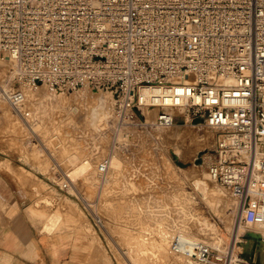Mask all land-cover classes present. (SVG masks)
<instances>
[{"label":"built area","instance_id":"built-area-1","mask_svg":"<svg viewBox=\"0 0 264 264\" xmlns=\"http://www.w3.org/2000/svg\"><path fill=\"white\" fill-rule=\"evenodd\" d=\"M0 63L12 110L42 87L106 89L119 125L210 129L200 165L240 221L264 226V0H0ZM161 237L197 264L247 261L232 246Z\"/></svg>","mask_w":264,"mask_h":264},{"label":"rangeland","instance_id":"rangeland-1","mask_svg":"<svg viewBox=\"0 0 264 264\" xmlns=\"http://www.w3.org/2000/svg\"><path fill=\"white\" fill-rule=\"evenodd\" d=\"M2 68L0 63V75L3 74ZM40 90L41 94L37 99H29L31 102L26 105L25 119L21 118L15 110H10L7 107L0 92V168H5L21 183L28 185L29 202L27 204H35V206H29L28 209L35 217L45 220L35 213V210L39 212L40 209H44L41 213L47 214L58 211L68 221V218H72L71 222H85L88 235L85 245L88 248V241H93L95 246L92 251V262L97 259L96 261L102 264H125L119 250L127 251L125 246L128 243H130L128 250L132 252V255L134 254V257H136L135 255L141 257L138 260L141 264H153L154 261H157L156 264H169L166 260V249L165 255L159 256L157 253L155 255L157 258L154 260L150 257L156 252L154 243L158 241L155 237H151L148 242H142L140 239L142 235L139 236L136 233L135 241L123 240L125 234L138 227H144L145 222L147 224L152 223L151 226H148L150 230H153L156 224H161L163 228L175 231V221H177L203 241L217 245L221 243L222 246L219 245L220 247L227 246L237 226L235 224L237 208L230 194L221 188L217 182L210 179L205 169L200 165V155L210 148L212 143L208 142V137L198 142L190 135L191 128L189 126L174 125L172 128L159 130L164 133L166 137L164 139L167 142L158 140L156 136L158 130L152 131L150 129L151 133H148L154 138L149 136V140L143 141L142 130L132 126H123V128L125 127L124 130L133 131V139L135 140L133 144L138 150L145 147L157 152L158 147H160L159 151L161 152L158 158L160 165L157 169L152 168L149 172V170L144 169L135 170L132 165H129V169L126 171L123 167L129 162L124 160L120 162L119 159L121 152L131 153L130 143L127 141L128 143H125L124 146L123 143H117L112 136L101 146L104 138L100 128L92 127L77 113H70L71 118L68 117L64 121V125L68 126L69 133H61L57 138L50 136V132L53 131L56 123L55 115L59 111L52 109L51 99L46 94L48 90L45 87L40 88ZM66 93H71V91ZM27 94L29 95V92ZM67 104L69 102L63 104L61 112L63 108H68ZM117 119L115 117V122L113 121L112 126L110 125L113 127L112 129H117L114 131L115 137L119 130L116 126L119 123ZM19 121L25 128L21 129V132ZM74 122H78V126L70 125ZM108 130H111L109 126ZM202 130L205 131L204 129L199 131ZM111 131L113 132V130ZM204 133V135L208 134ZM97 135L98 139L95 138ZM15 136H27L30 141L32 139L35 141V144L29 146L27 152L33 164L37 161V163L45 164L46 167L42 170L47 171L51 165L53 168L51 170L54 172H63V176L60 175L56 178L54 188L57 191H53V187H48L44 182L45 179L35 176L31 170L17 168L16 163L9 160L11 155L7 150L14 148V143L12 144L10 140H13L12 138ZM10 137L12 138L7 140ZM52 144L55 150H52ZM145 144L151 146H145ZM95 146L100 147L98 152H96ZM80 148L88 150L85 153V159L83 156V159H79ZM174 150L177 152H173ZM45 153H47L48 159L45 158ZM62 155H66L69 162ZM91 156L94 160H91ZM130 156L131 154L127 158ZM113 157H116L117 160L112 161ZM105 159L111 160L110 165L117 166H110L108 172L95 174L96 164ZM80 161H86L88 167L86 164L79 167ZM152 164L155 165V163ZM140 174H143L141 175L143 177ZM53 179L50 180L53 181ZM88 181L93 184V193L86 195L83 188L84 183ZM218 187L219 189L214 190ZM182 188L185 190L183 197H181ZM79 196H87L85 198L88 199L89 204L86 205V201H82V197ZM98 216L101 217L100 220L97 219ZM75 218L77 219L75 220ZM203 223H207L209 230L202 229L201 224ZM240 224L242 226L239 228L240 232H237L235 239L237 245V241L242 238L243 231L253 227L244 224L242 221ZM64 227L61 226L56 230ZM66 227L75 228L76 226L68 225ZM216 234L218 235L216 236ZM141 243L142 245L148 244L143 245V247L138 246ZM238 249L243 251L242 245H239ZM130 251L129 253H131ZM260 252L262 253L261 250ZM161 260H163L162 263H158Z\"/></svg>","mask_w":264,"mask_h":264},{"label":"crops","instance_id":"crops-1","mask_svg":"<svg viewBox=\"0 0 264 264\" xmlns=\"http://www.w3.org/2000/svg\"><path fill=\"white\" fill-rule=\"evenodd\" d=\"M77 118L79 119V117ZM77 123H70V125L78 126ZM20 124L21 128L19 130L21 132V129L24 127L22 123ZM98 135L95 138L98 139ZM11 138L12 137L7 140ZM12 139L13 140L10 141H12V144L14 143V148L7 150L11 155L9 160L14 161L17 168L31 170L35 176L45 179L44 182L48 187L54 188L56 185V178L60 175L63 176V172H54V170H51L53 169L51 165L48 167V170L45 171L42 170L46 167L45 164L37 163V161L33 164L30 161L27 152L29 146L35 144V141H32L33 139L30 141L27 136H15ZM95 148L96 152H98V148L100 147ZM52 150H55L54 145L52 146ZM44 156L47 158V153H45ZM62 156L69 162L66 155ZM53 160L56 162L55 159ZM91 160H94L92 156ZM85 164V162L80 161L78 166L82 167ZM94 173L97 175L99 174L98 169L96 170V166ZM51 178H54L53 181L50 180ZM182 190L181 197L185 195V190L183 188ZM53 191L57 190L54 188ZM28 192L29 188L27 184L21 183L14 175L8 173L5 168H0V264H102L96 261L97 259L95 260L96 262H92V245L89 249L85 245L88 240V235L86 233L87 225L85 222H71V220H73L72 218H68V221L67 218L62 216V219L56 224L54 230L61 226H65L64 228L49 232L41 231L44 220L35 217L28 209L31 205L35 206V204H27L29 202ZM76 219L77 218H75V220ZM68 225L76 227L67 228L66 226ZM151 225L152 223L147 224L145 228L138 227L132 230L124 235L123 240L130 242L135 241L136 233L139 236H143V231L149 230L147 226ZM244 241L245 239L242 238L241 245ZM94 246L95 244H93V247ZM249 251V253H244L242 251L245 258H247V261L242 264H264V257L260 251L250 249ZM251 256L255 259L254 263L250 262Z\"/></svg>","mask_w":264,"mask_h":264},{"label":"bare ground","instance_id":"bare-ground-1","mask_svg":"<svg viewBox=\"0 0 264 264\" xmlns=\"http://www.w3.org/2000/svg\"><path fill=\"white\" fill-rule=\"evenodd\" d=\"M1 72L3 74L0 75L2 77V78L0 77V88H1L0 92L2 93L1 96L5 97L7 91L10 89V85L8 83V80H7V75H5L6 73L4 71V68H2ZM40 94H41V90L40 89H38L37 91H30L29 95H28L27 105L31 102V101H29V99L32 98L33 100H35V99H37L39 97ZM46 94L51 99L52 109H56L57 111H59L55 115L56 123H55V125L53 127V131L50 132V134H51L50 136H53L54 138H57V136H59V134H61V133H65V134L69 133L68 130H67L68 126L64 125V121L68 117L71 118L70 113L71 114L77 113L78 116H81L86 122L90 123L92 125V127L94 126L95 128H100L102 136L104 138L103 141L101 142V146H103L105 144V142L107 140H109L110 137H112V136H113V139L115 138V141L117 143H123V145L125 143H128V142L130 143L129 149L131 150V153H130L131 156L129 158H127L130 154L127 153V152L126 153L121 152V155H120L121 158L119 159L120 162H122L123 160L129 162L128 165H125L123 167V168H125V170L129 169V167H128L129 165H132V168L134 167L135 170H137V169L138 170L139 169L143 170L144 169V170H147V171L149 170V172H150V170L152 168L153 169H157L159 167L160 164L158 162V158H159V155L161 153L159 151L160 147H158L159 149H157L158 150L157 152H154V150L151 149V148H145V147L142 148L141 150H138L135 147V144H133V142L135 141L133 139L134 138L133 131L124 130L125 127L123 128L122 125H119L120 122H119L118 119L117 120H118L119 123H117L116 126H117V128H119V130H118L117 135L115 137L114 131L117 130V129L114 130V129H112L113 127H111L112 126L111 124H113V121L115 122V115L113 114L112 101H111L110 93L108 92V90L104 89V90H97V91H72L71 93H66V92H63V91H55V92L48 91ZM66 102H69V104L66 105L68 108H63L62 112H61V108H62L63 104L66 103ZM59 106H61V107H59ZM7 107H9L8 104H7ZM9 108L11 110V107H9ZM15 111L18 113V115L21 118L25 119L26 103H25L24 106H21V108L15 109ZM147 117H148L147 118L148 122H152L153 121L152 120V118H153L152 115L149 114V115H147ZM108 126L111 128V130H113V132L111 130H108ZM189 127L191 128V131H190L191 134L190 135L193 136L192 138L194 140L200 142L203 139L208 137V142L209 143L212 142L213 133H212V131L210 129H207V128L203 127V126L202 127L201 126H189ZM169 128H172V127H169ZM169 128L154 129L156 131L158 130V133L156 134V136L158 137V140L160 139V140H163L164 142H167V140L164 139V138H166L164 133H162L159 130H166V129H169ZM198 128L204 129L205 130L204 132H206L208 134L204 135L205 133L203 132V130L199 131L201 129H198ZM121 130H122V133H120ZM150 130H153V129H150ZM150 130L147 128V129H144V130L141 131V134H142L141 136H143V141L145 139L149 140L150 137L154 138V137L150 136L151 134L149 135V133H151ZM125 131H127L128 133L127 132L125 133ZM153 134H154V132H153ZM188 134H189V132H188ZM124 136H126V137H124ZM169 141H170V139H169ZM146 145L147 144H145V146ZM148 145H150V144H148ZM79 150H80L79 159L80 160L83 159L82 156L85 159V153L88 150H86L85 148H80ZM173 152H177V151L174 150ZM109 157H111V156H109ZM116 160H117L116 157L112 158V161H116ZM84 162H86V161H84ZM100 162H104L105 163V171L100 172L98 170V172L99 173L108 172V170H109V168L111 166L110 165L111 160L110 159H105V160H102ZM100 162L96 164V170L98 169V166H99ZM152 163H155V165L152 164ZM86 165L88 167V164H86ZM136 165H138V166H136ZM115 166H117V165H115ZM112 167H114V166H112ZM82 170H84V169H82ZM126 171H128V170H126ZM141 175H143V174H140V176ZM135 176H137V174H135ZM141 177H143V176H141ZM92 185L93 184L91 183V181H88V182L84 183L83 190H84L86 195L93 193V186ZM217 189H219V187L218 188H214V190H217ZM79 197H82V196H79ZM85 197H87V196H85ZM85 197H82V199H83L82 201H86V205H87L89 203H88V199H86ZM102 203L105 204L104 201H102ZM234 203H236L235 200H234ZM236 208H237V215H236V220H235L236 223L235 224L237 226H236V229L234 230L235 231L234 234L232 233L233 236H232L231 240L227 244V246H229V247L232 246L233 250H238V245L235 243V239H236V236L238 234L237 232L239 231V228L242 226L240 224V221H239V218H241V215H242L240 206H237V204H236ZM43 210L44 209H40L39 212H36V210H35V213L39 214L42 218L45 219L44 220V224H43V229L45 231H48V232L49 231H53L55 229L56 224L59 223L60 220L62 219V214L60 212H58V211H54V212L48 213V214L41 213ZM96 213H98V212H96ZM42 214H44V215H42ZM96 217H97V215H96ZM100 218L101 217H99L97 219L100 220ZM145 223H144V228L147 225V223L146 224ZM173 224H174V222H173ZM175 224H176V229H175V231L172 230L173 232L170 231L169 229L163 228L161 224H156L155 228H153V230L149 229L148 230L149 232L144 237L142 236V238H140V239L142 240V242H148V240H151L150 239L151 237H155L157 239L158 242L154 243L156 245V252L150 256L153 260L157 258L155 256L157 253H159V256L165 255V249H166V251H167L166 260H167V262H169V264H190V263H193L195 261L189 259L188 257L186 258L183 255L175 253L172 250L168 240H164L162 237H161L162 239L160 238V233L162 232V233L165 234V236H167V235H170V236L177 235L180 242L203 241L197 235L190 233L189 232L190 230H188L187 227L179 224L177 221H175ZM201 226H203L202 229L209 230L208 226H207V223L206 224L203 223V224H201ZM250 226H253L250 230L258 232L261 236H264V226H260V225H250ZM245 231H243V233ZM217 235L218 234H216V236ZM167 238H169V237H167ZM262 240H263V242H262V244L260 246L259 251L261 250L262 253H263V256H264V239H262ZM205 242H207V241H205ZM208 243H211V242H208ZM93 244H94L93 241H91V242L88 241V249L90 248L91 245H92V248H93ZM129 244L130 243H128L125 246L127 251L123 252V251L119 250L120 254H121L122 258H123V261L125 262V264H141L138 261V260L141 259V257L139 255H135L136 257H134L133 256L134 254L132 255V252L130 250H128L129 249ZM147 244L148 243H146V245ZM219 245L222 246L221 243ZM138 246H142L143 247L142 243L140 245H138ZM129 251L131 253H129ZM142 252H143V254H145L144 251H142ZM163 260L159 261L158 263H162ZM156 262L157 261H154L153 264H156ZM105 263H108V261L107 262L105 261Z\"/></svg>","mask_w":264,"mask_h":264},{"label":"water","instance_id":"water-1","mask_svg":"<svg viewBox=\"0 0 264 264\" xmlns=\"http://www.w3.org/2000/svg\"><path fill=\"white\" fill-rule=\"evenodd\" d=\"M41 231H45L43 227ZM243 238L245 239V241L242 242L244 253H249L250 252L249 249L259 251L263 240H262L261 235L258 232H255L253 230H246L243 233Z\"/></svg>","mask_w":264,"mask_h":264}]
</instances>
